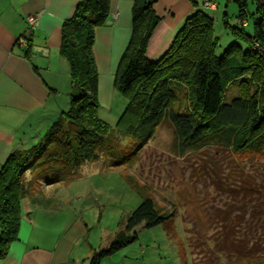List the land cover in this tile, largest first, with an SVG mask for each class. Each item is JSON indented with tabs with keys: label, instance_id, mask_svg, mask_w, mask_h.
I'll list each match as a JSON object with an SVG mask.
<instances>
[{
	"label": "trees",
	"instance_id": "16d2710c",
	"mask_svg": "<svg viewBox=\"0 0 264 264\" xmlns=\"http://www.w3.org/2000/svg\"><path fill=\"white\" fill-rule=\"evenodd\" d=\"M233 1L238 5V15L234 24L225 20V27L237 40L222 54H216L219 38L212 34V17L194 2L196 9L186 16L169 49L159 59L151 60L146 55L147 45L160 17L153 9L155 0H134L131 36L114 76L115 86L126 99L120 120L126 133L150 138L155 127L169 118L177 144L183 149L199 150L210 144L229 151L236 160L245 156L241 164L250 159L249 168L247 162L243 163L247 168L237 164L225 174L215 160L208 172L216 192L229 197L225 207L215 209L211 215L213 247L207 240L201 245L202 250L208 248L207 253L216 257L210 256L209 264H242L264 256L263 179L251 172L264 164V2L252 0L255 11L250 33L245 29L246 1ZM109 11L110 0H81L62 23L60 52L68 60L71 84L79 93H71L69 108L62 112L64 118L54 123L41 144L25 155L12 153L0 169V259L18 238L24 172L42 154L48 158L41 172L51 168L52 176L56 167L62 166L59 172L68 171V165L83 158L70 150L73 138L58 135L63 122L78 126L83 133L93 130L90 134L103 136L108 132V124L95 117L98 74L93 43L95 28L106 23ZM236 19L245 20V25ZM231 85L237 87L236 93H227ZM179 93L185 94L188 103L176 108ZM83 149L91 154L88 143H83ZM57 152L62 156H56ZM42 179L44 183L61 180L58 173ZM167 217L151 197L143 196L109 244L93 249L88 264H100L104 257L137 240L136 226H155ZM248 219L257 221V225L246 222ZM250 231L253 234L249 236Z\"/></svg>",
	"mask_w": 264,
	"mask_h": 264
},
{
	"label": "rangeland",
	"instance_id": "374dc122",
	"mask_svg": "<svg viewBox=\"0 0 264 264\" xmlns=\"http://www.w3.org/2000/svg\"><path fill=\"white\" fill-rule=\"evenodd\" d=\"M162 1L155 0L153 3L155 13L161 11ZM245 1L248 21L245 29L252 33L255 4L252 0ZM172 2L177 5L179 14L184 12L186 3L195 2L199 9L212 17V34L219 38L216 54H222L225 48L237 40L225 27V20L234 24L238 15V5L233 0ZM213 2L216 5L214 10L208 5ZM236 21L243 24L245 20ZM100 55L99 63L95 59L98 74L95 117L108 124V132L103 136L90 134L93 130L83 133L78 126L63 122L58 135L73 138L69 148L76 151L79 159L83 158L78 163L68 165V171L64 169L59 172L62 166L56 167L55 173L61 178L56 185V194L65 200L46 214L37 208L39 211L30 219V224L34 226L32 239L44 238L41 243L48 247L65 228L67 218L77 215V218L83 219L86 231L74 247V253H84L90 246L102 248L124 228L127 215L137 207L142 197L149 196L156 208L168 214L165 222L151 227L142 224L136 226L137 240L104 257L100 264H193L202 261L209 264V257H216L207 253L208 248L202 250L201 245L207 240L210 248L213 247L211 215L215 209L225 207L224 201L229 197L216 192L208 172H211L215 160L216 164L221 163L225 174L237 164L247 168L250 159L243 161L247 162L246 167L240 161L245 156L239 158L236 155L239 158L236 160L229 151L210 144L199 150L183 149L177 144L178 138L169 118L155 127L147 139L146 136L136 137L123 131L126 126L120 124V120L125 111L126 99L114 84L115 74L109 71L105 56L103 53ZM184 88L183 91L186 90ZM230 89L227 92L229 94L238 91L235 85H231ZM78 93L76 91L74 94L77 96ZM187 103L185 94L179 93V103L174 107L181 108ZM83 143L89 144L91 154L85 153ZM56 156L62 155L57 152ZM36 162L33 168L25 171V177L40 169L44 159ZM256 168L259 169L250 170L252 173L257 172V177L263 179V187L264 164ZM51 170L48 168L43 177H53ZM20 202L25 212L24 202ZM248 221L257 225V221ZM248 234L250 236L253 232ZM88 262L89 258L79 260V264ZM242 264H264V256L244 260Z\"/></svg>",
	"mask_w": 264,
	"mask_h": 264
},
{
	"label": "crops",
	"instance_id": "0c3cea01",
	"mask_svg": "<svg viewBox=\"0 0 264 264\" xmlns=\"http://www.w3.org/2000/svg\"><path fill=\"white\" fill-rule=\"evenodd\" d=\"M80 1L0 0V169L12 153L32 152L54 123L64 118L62 112L69 108L71 93L76 90L71 84L68 60L60 52L61 26ZM133 2L110 0L106 23L95 28L93 53L96 62H100L103 53L112 74L131 36ZM162 3L161 11H156L160 22L146 50L151 60L159 59L169 49L186 16L196 9L194 3H186L184 12L179 14L172 0ZM29 15H34L36 21L28 35L29 41L23 45L18 38L27 28ZM47 158L42 154L36 160L46 161ZM41 168L28 177L25 172L22 175L25 192L21 201L25 212L20 204L18 238L10 243L0 264H79L82 258L88 260L94 249L90 246L84 253H74V247L86 231L83 219L77 215L67 218L65 228L48 247L41 243L44 238L32 239L34 226L30 219L33 215L39 209L46 214L65 200L56 194L59 181H42Z\"/></svg>",
	"mask_w": 264,
	"mask_h": 264
},
{
	"label": "built area",
	"instance_id": "2783aa9c",
	"mask_svg": "<svg viewBox=\"0 0 264 264\" xmlns=\"http://www.w3.org/2000/svg\"><path fill=\"white\" fill-rule=\"evenodd\" d=\"M208 5H210L211 8H216L215 3H212V4L208 3ZM26 21H27V28H26L24 34L18 38V42L20 44H23V45L27 44L28 35H29L30 31L34 28V23L36 21V17L34 15H29L27 17ZM243 24L245 25V23H243Z\"/></svg>",
	"mask_w": 264,
	"mask_h": 264
}]
</instances>
